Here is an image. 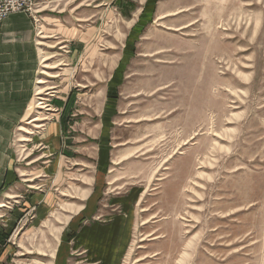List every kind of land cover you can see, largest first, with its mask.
I'll list each match as a JSON object with an SVG mask.
<instances>
[{
	"label": "rangeland",
	"instance_id": "obj_1",
	"mask_svg": "<svg viewBox=\"0 0 264 264\" xmlns=\"http://www.w3.org/2000/svg\"><path fill=\"white\" fill-rule=\"evenodd\" d=\"M133 1L136 15L140 1ZM162 1L170 15L137 39L125 38L134 16L117 21L113 32L104 27L100 70L42 63L47 77L40 74L46 82L38 83L56 91L66 79L78 83V121L95 120L93 95L105 94L110 66L123 57L110 144L119 143L111 152L126 159L109 173L108 182L119 180L103 188L135 186L141 194L120 264H264V0ZM58 46L45 63L70 61ZM41 96L31 103L38 118L0 133V231L8 234L0 264H56L70 246L66 264H88L70 229L82 214L62 211L81 201L58 190L52 203L43 202L48 181L27 180L42 172L48 152L37 132L56 113L54 97ZM76 185L63 192L73 194ZM38 205L48 211L37 213Z\"/></svg>",
	"mask_w": 264,
	"mask_h": 264
},
{
	"label": "crops",
	"instance_id": "obj_2",
	"mask_svg": "<svg viewBox=\"0 0 264 264\" xmlns=\"http://www.w3.org/2000/svg\"><path fill=\"white\" fill-rule=\"evenodd\" d=\"M138 1L135 15L133 0H37L34 12H14L0 22V133H6V126L13 128L22 121L31 124L33 118H38L34 116L36 111L31 103L37 98L44 99L41 95L54 97L51 101L56 113L52 121L41 124L42 129L37 132L40 146L48 152L47 159L42 172L29 176L27 180L42 176L48 181L51 193L43 202L51 200L52 203L58 190L62 196L81 201L78 208L64 207L62 211L82 214V221L74 223L70 229L75 230L77 255L88 264L121 263L132 239L135 205L141 194L135 186L121 193H109L103 188L104 184L119 180L113 178L108 182V176L126 159L116 151L111 152V148L117 149L119 143L110 144V133L117 115L118 87L123 81L126 64L120 57L113 65L109 62L104 68L112 67V73L106 83L105 94L99 89L93 95L94 110L97 109L95 120L81 117L78 121L79 114L73 108L76 102L74 89L78 83L66 79L63 88L56 91L55 87L40 86L46 80L38 76L46 71L40 70L44 64L49 66L45 69L62 65L71 69L100 70V42L106 25L107 30L113 32L111 26L114 27L117 21L134 16L125 38L137 39L148 24L165 18L172 11L165 1ZM116 36L113 35L114 38ZM57 45L70 61L45 63L52 58L48 54L57 53L54 51ZM109 48L111 52L113 47ZM130 51L132 53L133 48ZM49 73L56 77L54 73ZM38 79L44 82L38 83ZM96 83L100 84V81ZM38 88H43L39 95ZM48 110L54 111L51 108ZM63 112L64 118L70 120L66 122L65 131L60 122ZM0 149L1 184L5 177L4 142ZM70 184L76 185L78 190L73 194L64 193L63 190L71 191ZM40 202L37 200L36 203ZM36 210L37 213L48 211L39 205ZM61 220L56 222L63 224ZM52 240L56 238L52 237ZM71 249V246L68 247V250ZM68 250L65 247L61 249L56 264H66Z\"/></svg>",
	"mask_w": 264,
	"mask_h": 264
},
{
	"label": "built area",
	"instance_id": "obj_3",
	"mask_svg": "<svg viewBox=\"0 0 264 264\" xmlns=\"http://www.w3.org/2000/svg\"><path fill=\"white\" fill-rule=\"evenodd\" d=\"M37 0H0V22L14 12L32 13Z\"/></svg>",
	"mask_w": 264,
	"mask_h": 264
},
{
	"label": "trees",
	"instance_id": "obj_4",
	"mask_svg": "<svg viewBox=\"0 0 264 264\" xmlns=\"http://www.w3.org/2000/svg\"><path fill=\"white\" fill-rule=\"evenodd\" d=\"M67 108V105L65 106L64 108V111L65 109ZM64 112L62 113V115L60 116V122L62 124V129L63 131L66 130V127H67V121L70 122V120L67 118H64ZM7 238H8V234L5 233L3 230L0 231V256L2 255V253L4 252L5 248L7 247Z\"/></svg>",
	"mask_w": 264,
	"mask_h": 264
}]
</instances>
